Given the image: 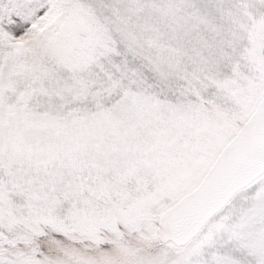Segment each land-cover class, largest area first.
Wrapping results in <instances>:
<instances>
[{
  "label": "snow or ice",
  "instance_id": "6c2138e0",
  "mask_svg": "<svg viewBox=\"0 0 264 264\" xmlns=\"http://www.w3.org/2000/svg\"><path fill=\"white\" fill-rule=\"evenodd\" d=\"M0 264H264V0H0Z\"/></svg>",
  "mask_w": 264,
  "mask_h": 264
}]
</instances>
